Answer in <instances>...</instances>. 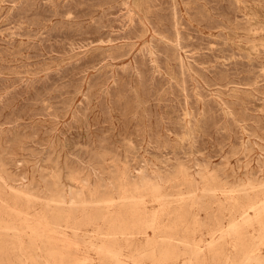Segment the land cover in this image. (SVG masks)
I'll use <instances>...</instances> for the list:
<instances>
[{"label": "rangeland", "instance_id": "1", "mask_svg": "<svg viewBox=\"0 0 264 264\" xmlns=\"http://www.w3.org/2000/svg\"><path fill=\"white\" fill-rule=\"evenodd\" d=\"M250 202L264 0H0V264H264Z\"/></svg>", "mask_w": 264, "mask_h": 264}, {"label": "bare ground", "instance_id": "2", "mask_svg": "<svg viewBox=\"0 0 264 264\" xmlns=\"http://www.w3.org/2000/svg\"><path fill=\"white\" fill-rule=\"evenodd\" d=\"M145 175V174H144ZM158 176V175H157ZM142 178V177H141ZM147 177H145V179H146ZM155 179V178H154ZM187 179V178H186ZM143 180V179H142ZM156 180H157V177H156ZM160 180V179H159ZM149 181H150V178H149ZM148 181V182H149ZM154 180H152V182H153ZM185 181H187V180H185ZM141 182V181H140ZM143 182V181H142ZM151 182V181H150ZM159 182V181H158ZM187 183V182H186ZM143 184V183H142ZM141 184V185H142ZM192 184V183H191ZM206 184V183H205ZM147 185V184H146ZM152 185V184H151ZM151 185H149V186H151ZM155 185V184H154ZM148 186V187H149ZM157 186V185H156ZM140 187V186H139ZM147 187V186H146ZM157 187H160V186H157ZM157 187H155L154 186V188H156L157 189ZM143 188V187H142ZM137 189V188H136ZM211 189V188H210ZM148 190V189H147ZM158 190V189H157ZM208 190H209V188H208ZM123 191V190H122ZM171 191V190H170ZM193 191V190H192ZM204 191H206L205 189H204ZM211 190H209V192H210ZM158 192V191H157ZM161 194V193H160ZM195 194V193H194ZM59 195V194H58ZM79 195V194H78ZM153 195V194H152ZM159 197H160V195H159V193L157 194ZM181 195V194H180ZM192 196V195H191ZM196 196V195H195ZM77 197V196H76ZM124 197V196H123ZM157 197V196H156ZM155 197V198H156ZM61 198V197H60ZM59 198V199H60ZM189 198V197H188ZM56 199V198H55ZM54 199V200H55ZM180 199V198H179ZM193 199H194V197H193ZM193 199H191V201L189 200V199H186V200H189V202L188 203H183L182 202V204L183 205H181V203H180V206H177L176 208H174L172 211H170L169 212V214H171L172 216H176L177 218L179 217V220H181V218L183 217V214H186V211L183 209V207L184 206H188V207H192L193 208V205H195L197 202L195 201V200H193ZM57 200V199H56ZM182 200H184V199H182ZM250 200V199H249ZM106 201V200H105ZM160 202H162V200L160 199L159 200ZM178 201V200H177ZM72 202H73V199H72ZM179 202H180V200H179ZM75 203V202H74ZM163 203V202H162ZM63 204V203H62ZM72 204V203H71ZM76 204V203H75ZM255 202H250L247 206V208H251L252 206H253V208H255L256 206H255ZM70 205V204H69ZM164 205V204H163ZM134 206H136V205H134ZM131 208V207H130ZM133 208V207H132ZM167 209V208H166ZM258 212H264V206H261V207H257V208H255ZM63 210H65V209H63ZM74 210H76V209H74ZM133 210H134V208H133ZM132 210V211H133ZM72 209H71V211H69V213H61V214H58V216H57V220H59V219H66V220H68V219H72ZM59 212V211H58ZM239 212V216H241L242 217V219H241V221L243 222V223H247V224H249L251 221V219H250V216H249V214L247 213V211H246V209L244 208V206L238 211ZM134 214V213H133ZM117 217V216H116ZM115 217V218H116ZM154 217H155V215H154ZM92 218H95V216L94 217H92ZM118 218V217H117ZM116 218V219H117ZM86 219H88L89 221L91 220V218L90 217H87ZM121 219V218H120ZM136 220V219H135ZM55 221V220H54ZM124 221V220H123ZM58 222V221H57ZM66 222H68V221H66ZM75 222V221H74ZM76 223V222H75ZM240 223V222H239ZM79 224V223H78ZM118 224H120V223H118ZM123 224V223H122ZM235 224V223H234ZM6 225H8V223L7 224H5V226ZM113 225H114V223H113ZM239 225V224H238ZM4 226V225H3ZM236 226H237V224H236ZM11 227H12V225H11ZM146 227V226H145ZM231 227H235V226H231ZM7 228V227H6ZM5 228V229H6ZM10 228V227H9ZM13 228V227H12ZM125 228V227H124ZM2 229L3 230H5L4 229V227H2ZM11 229V228H10ZM117 230L115 231V232H120V233H124V230H126V229H123V226H120V227H118V228H116ZM148 229V228H147ZM219 229H221V226L219 227ZM6 230H8V229H6ZM12 230V229H11ZM15 230V229H14ZM217 230V229H216ZM236 230V229H235ZM234 230V231H235ZM218 231V230H217ZM112 232H113V230H112ZM114 232V233H115ZM23 234V233H22ZM224 234V233H223ZM239 234H241L240 232H239ZM229 236V235H228ZM240 236V235H239ZM39 237H41L40 235H39ZM46 238V237H45ZM22 244V243H21ZM10 246V245H9ZM14 246V245H13ZM12 247V246H11ZM20 247V246H19ZM187 247V246H186ZM14 248V247H13ZM22 248H23V246H22ZM100 248H101V252L102 253H104V254H106V255H108L109 257H110V259H113L114 261L115 260H117V251H116V247H115V245H113L112 246V244L111 245H109V246H100ZM195 249H197V247L195 246ZM234 249V248H233ZM198 250H199V248H198ZM196 251V250H195ZM195 251H192V254L195 256V260L198 262H204L205 261V256H204V253H200V251L201 250H199V251H197V252H195ZM256 253V252H255ZM51 254V253H50ZM191 254V255H192ZM199 254H201L202 256H199ZM253 254V253H252ZM53 255V254H52ZM185 255V254H184ZM192 257V256H191ZM63 259V258H62ZM229 259V258H228ZM113 260H109L110 262L111 261H113ZM188 260H189V258H188ZM245 262H250V263H254V264H260V261H261V259L259 258V257H254L253 258V256L252 257H250V258H245ZM11 261V260H10ZM108 261V262H109ZM118 261V260H117ZM190 261V260H189ZM60 262V261H59ZM62 262V261H61ZM78 262V261H77ZM188 262V261H187ZM242 262H243V260H242ZM0 263H3V261L2 260H0ZM114 263H116V262H114ZM61 264V263H60ZM184 264V263H183ZM188 264H190L189 262H188ZM222 264H225V263H222Z\"/></svg>", "mask_w": 264, "mask_h": 264}]
</instances>
